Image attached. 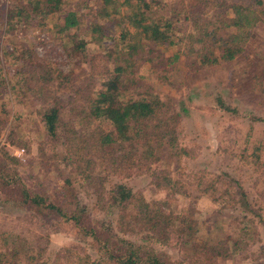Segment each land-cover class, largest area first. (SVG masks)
<instances>
[{
	"label": "rangeland",
	"instance_id": "rangeland-1",
	"mask_svg": "<svg viewBox=\"0 0 264 264\" xmlns=\"http://www.w3.org/2000/svg\"><path fill=\"white\" fill-rule=\"evenodd\" d=\"M101 1L69 0L72 4L79 2L86 12L82 15L84 30L89 32L90 19L107 22L103 28L105 32L107 27L125 26V18L118 17L119 23L108 21L96 10L99 8L96 3ZM8 2L0 0V43H7L8 48L13 46L17 50L32 45L38 55L55 61L64 70L69 67L77 71L88 70L86 62L78 67L59 46L60 39L52 32L56 28L48 24L55 19L54 15L42 19L45 23L29 25L21 32H5ZM187 26L189 22L184 21L182 29ZM114 35L118 36L116 32ZM105 38L103 33L86 36L87 57L96 56L92 59L94 76L99 75L104 62L112 67L115 47L121 45L123 48L124 43L117 46L105 44ZM6 62L4 74L11 83L15 81L12 74L16 64L8 59ZM131 69H135L132 75L141 85H148L149 89L162 95L185 100L187 112L180 116L176 139L179 145L186 147V152L179 159L174 154L162 156V160H171L166 166L149 149L144 160L127 171V175L120 172V176H116L101 167L98 176L94 174L89 180L64 168L60 155H57L60 160L57 164L52 142L47 140V132L37 111L43 101L32 94L19 95L8 82L1 81L0 105L3 104L1 107L6 110L7 119L0 131V160L3 159L7 171L0 176V231L13 229L17 233L30 234L33 231L42 235L44 249L39 259H45L47 264H73L75 261L80 264L86 257L90 261L96 258L98 253L90 243L91 237L84 235L72 220L54 213L40 215L25 209L18 188L13 185L14 178L20 177L31 189L55 197L59 196L64 185L63 177L70 173L72 186L82 204L88 205L87 215L101 223L110 236L130 239L137 244L149 242L155 249L182 261L188 262L196 256L198 260L206 259L210 254L207 249L196 252L191 240L186 245L183 242L192 229L195 240L203 239L214 244L226 242L228 245L226 252L221 251L209 260L212 263L264 264V222L255 214L258 212L264 217V19L252 27L243 51L230 60L195 70L181 65L171 74L139 59ZM217 92L237 113L218 103ZM66 110L65 119H70L78 131L87 134L84 137L87 140H93L97 130L112 128L107 118L87 120L80 113L78 116L72 114L68 106ZM242 110L249 114L242 113ZM56 144L58 149L65 151L64 145ZM40 145L46 149L41 150ZM161 167L171 180L166 187L158 188L150 173ZM226 170L240 180V185L226 190L228 192L221 197L222 185L213 178ZM118 179L134 183L136 190L147 198L160 199L165 204L164 216L169 230L166 239L162 234H157V239L153 237L146 218L142 217L140 221L131 219L135 212L132 204L126 209L121 205L109 206L111 186ZM238 187L245 192L256 211L234 209L242 200ZM230 190L234 191L232 195L228 194ZM190 223L191 228L188 227Z\"/></svg>",
	"mask_w": 264,
	"mask_h": 264
},
{
	"label": "trees",
	"instance_id": "trees-1",
	"mask_svg": "<svg viewBox=\"0 0 264 264\" xmlns=\"http://www.w3.org/2000/svg\"><path fill=\"white\" fill-rule=\"evenodd\" d=\"M96 4L99 7L96 10L108 21L119 23L118 17L125 18L126 25L114 29L107 27L105 32L103 28L107 22L90 19L88 32L83 27L82 15L86 12L79 2L9 0L5 32H21L29 25L45 23L42 19L54 15L55 19L48 24L56 28L52 32L60 39L59 46L78 67L86 62L88 70L77 71L71 67L64 70L55 61L38 55L32 45L17 50L13 46L8 48L7 43H0V83L8 82L3 69L7 67L8 59L16 64L12 74L15 81L8 83L19 95L32 94L43 101L37 111L47 132V140L52 142L57 164H60L57 156L60 155L64 168H69L71 173H79L90 180L98 176L102 167L116 176H120V172L127 175V171L144 160L149 149L168 166L171 160H162V156L174 154L179 159L187 150L176 139L180 116L187 112L185 100L162 95L149 89L148 85H141L133 77L135 69L132 70L131 66L140 59L155 69L171 72L181 65L195 70L230 60L243 51L252 27L264 19V0H102ZM184 21L189 22L187 29H182ZM100 33L108 38H105V44H124L123 48L120 45L113 49L112 67L104 62L99 75L94 76L92 59L96 56L87 57L86 36ZM216 98L221 106L233 110L219 92ZM1 106L3 104L0 105V131L7 119L6 110L3 111ZM66 106L72 114L80 113L87 120L107 118L112 128L97 130L94 139L87 140L84 138L87 134L78 131L70 119H65ZM241 112L249 114L244 110ZM57 142L64 145L65 151L57 148ZM40 148L46 149L42 145ZM5 170L1 159L0 176ZM150 175L158 188L166 187L171 180L164 167L153 169ZM99 178L103 179L100 175ZM62 181L65 191L61 189L59 196L55 197L31 189L20 177L14 178L13 185L18 188L25 209L40 215L54 213L72 220L84 235L91 237L90 243L98 256L92 261L86 257L80 264H215L209 260L229 248L226 242L214 244L203 239L195 240L191 229L183 240L184 244L191 240L196 252L207 249L210 254L206 259L198 260L196 256L187 262L172 258L149 242L137 244L130 239L110 236L101 223L87 215L88 205L82 204L72 186L70 173ZM213 181L222 185L221 197L228 192L226 190L240 185V180L227 170L217 174ZM111 189L109 206L121 205L126 209L132 204L135 210L131 214L133 221L144 217L153 230V237L157 239V234H162L165 239L168 237L165 204L160 199L147 198L136 190L134 183L125 179L114 181ZM236 189H239L242 200L237 207L234 205V209L256 211L245 192L240 187ZM233 192L230 190L228 194ZM255 214L264 222L261 213ZM188 227H192L191 223ZM43 249V236L39 233L23 234L13 229L0 231V264H47L45 259H39Z\"/></svg>",
	"mask_w": 264,
	"mask_h": 264
}]
</instances>
